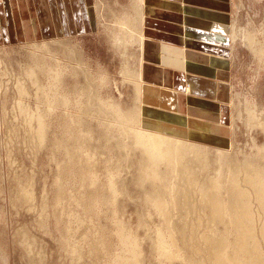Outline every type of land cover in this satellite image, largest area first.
Masks as SVG:
<instances>
[{"label": "rangeland", "instance_id": "1", "mask_svg": "<svg viewBox=\"0 0 264 264\" xmlns=\"http://www.w3.org/2000/svg\"><path fill=\"white\" fill-rule=\"evenodd\" d=\"M94 2V29L0 41V264H232L224 254L247 264L251 255L238 252L240 242L264 264V0H230L233 25L225 32L235 39L229 146L168 130L207 150L213 164L205 168L196 160L198 175L183 174L180 182L160 164L163 183L146 178V156L131 131L158 132L141 120L150 116L132 79L141 77L142 0ZM128 21L136 35L129 36ZM219 151L221 162L214 164ZM215 181L225 205L223 217L214 219L200 203L198 187L207 183L216 192ZM176 184L189 192L190 204L180 203L181 212L165 211L168 219L178 212L171 238L166 217L150 198L160 191L171 206L168 193L179 190ZM241 191L254 211L251 230L235 203ZM206 238L220 241V252ZM161 241L175 243L182 258H163L159 247H167Z\"/></svg>", "mask_w": 264, "mask_h": 264}, {"label": "crops", "instance_id": "2", "mask_svg": "<svg viewBox=\"0 0 264 264\" xmlns=\"http://www.w3.org/2000/svg\"><path fill=\"white\" fill-rule=\"evenodd\" d=\"M142 3L146 13L154 11L146 16L138 52L144 112L183 129L184 139L228 147L234 45L216 27L233 25L230 0ZM96 25L94 0H0L2 42L52 38Z\"/></svg>", "mask_w": 264, "mask_h": 264}, {"label": "bare ground", "instance_id": "3", "mask_svg": "<svg viewBox=\"0 0 264 264\" xmlns=\"http://www.w3.org/2000/svg\"><path fill=\"white\" fill-rule=\"evenodd\" d=\"M142 6H143V4H142ZM139 8L140 7L137 6L136 11L138 14H141L142 11ZM153 12H154L153 10H149V11H147L146 14L151 15V14H153ZM128 23H130V27L132 28L131 32H129V36L130 35L131 36L136 35L137 30L133 26V23L130 21H128ZM128 23H127V25H129ZM125 24H126V22H125ZM216 28H217L216 30L218 31V33L223 35L222 39L225 40L226 29L222 28L220 25ZM132 31L134 32V34ZM230 39H231V41H234V39H235L234 35H232V37ZM144 40H145L144 32L141 31L140 33H138V41L144 45ZM128 74H131V73L128 72ZM136 77H139L140 80L139 79L137 80ZM132 79L134 81H136L135 82L136 83L135 84L136 90L139 91V93H141L142 92V78L140 76L134 75ZM117 109L118 108L116 107L115 110H117ZM122 117L127 122H130V123H134L135 119H136V117L132 118L131 116H128L126 114H125V116H122ZM156 119H158V118H156ZM156 119H153L151 117L146 118V119L141 118L142 122H144L143 120H146V123L145 124L143 123L144 126L150 125V126L154 127L156 130H158V132L154 131V133L151 134V133L131 130L132 135L134 136L135 143L142 147V153L146 156V159L144 161V164L146 167H144V168L146 169L145 174H147L146 175L147 179H151L155 182L160 181V183H163V181H164L163 176L164 175L159 172V165L160 164H163L164 166L169 168L171 173H173L172 177H175V179L178 181L181 178H183V176H182L183 174H189L192 176L198 175V172L200 170L199 171L196 170L198 167L195 169V166H194V164H195L194 162L196 160L199 162L201 160V162H202L201 165L205 168H207L209 165L211 166V164H213L210 162V161H212L210 158L211 154L207 150L203 151L202 149L198 148L197 145H194L193 143H189L187 141H183L182 138H178L175 136L174 137L169 136V135H171V133H168V130H170V129L174 130L175 129L179 135L182 133L186 134V132L184 130H181V129H179L175 126H172V125H168L162 119H159V120H162L160 122H158V120H156ZM204 140H205V138H204ZM217 153L219 154V158L218 159L215 158L216 161L214 160L215 161L214 164L217 162L220 163L221 162L220 157L223 156V152L219 151ZM195 180H197V179H195ZM195 183H197V182L195 181ZM177 186H180V185L178 184ZM213 188L216 190V192H210L212 188L209 187L207 183H204L203 186L198 187V189H199L198 193L202 197L200 203L202 204V202H203L209 208L210 214L212 217H214V219L215 218H222L224 205H225L223 200L220 198L222 187L218 181H215V186ZM177 189H178V187L175 188V186H174V188H172V190L170 189L171 191H169V193H168V194H171V192H172V194L170 195L171 197L168 196V197H170V200L172 199L171 202L169 201L171 203V206L168 205L169 207L166 206L167 204L164 203L165 201H162L165 193L162 194V192L157 191V193H155V196H152L150 198L151 200L153 199L156 201L155 206H156V208H158L160 215H163L164 217H166L165 211H167L168 209L169 210L172 209V211H173V208H176L177 211L181 212V209H182L181 204H183L184 206L185 205L189 206V204H190V203L188 204V202H190L189 201V192L187 190H182L181 186L179 187V190H177ZM245 196H246V194H244V192L241 191V193H239V197L235 199V203L237 204V206L241 207L242 220L245 221L248 229L251 230L249 223H252L254 221V219H253L254 211L252 209H250L251 207L248 206L243 201V199H245ZM167 200H169V199H167ZM169 202H167V203H169ZM172 211L169 212V215H170V213L172 214ZM175 213H177L175 216H178V212L175 211ZM180 214H182V213H180ZM175 216H173V218ZM171 218H172V216L170 217V219H168L166 217L165 223L167 222L166 224L168 225L169 228H171V230L170 229H168V230L170 232L171 238H173L175 236L174 233L176 232L174 227H176V226L170 227V225H173L172 222H174V221H172L173 218L172 219ZM174 230H175V232H174ZM263 237H264V227H263ZM205 241H206L208 247L211 248L212 251H215L217 249V246L220 244V241H219V243H217L218 241L214 242L216 240L213 241L210 238H206ZM136 244L135 245L133 244L134 245L133 247H136ZM161 244H164V245H166L165 247H167V250L163 247H159V251H161V255L163 256V258H165L166 260H171L172 257H174L175 255L178 258H182L180 255L176 254V252H175V250L178 249V247L175 243H174V247L165 241H163V242L161 241ZM213 246H215V247H213ZM222 246L223 245H220L218 247L222 248ZM237 248H239L238 249L239 253H243L244 255H251L250 260L247 258V260H248V261H246L247 264H263V262L261 261V257L259 255L254 254L252 251L247 250L245 248L244 243L240 242L238 244ZM215 252H220V251H215ZM239 253H237V254H239ZM139 256L140 255L135 256L134 257L135 259L133 258V260L139 261ZM221 257L222 256H220L219 259ZM223 257L225 258V260L227 262L232 263V264H237V263L233 262V260L231 258H229L228 256H226L225 254L223 255ZM238 264H239V262H238Z\"/></svg>", "mask_w": 264, "mask_h": 264}]
</instances>
